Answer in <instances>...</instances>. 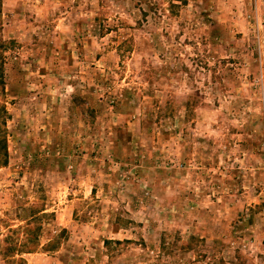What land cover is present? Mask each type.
Returning <instances> with one entry per match:
<instances>
[{"label": "rangeland", "instance_id": "374dc122", "mask_svg": "<svg viewBox=\"0 0 264 264\" xmlns=\"http://www.w3.org/2000/svg\"><path fill=\"white\" fill-rule=\"evenodd\" d=\"M0 18V264H264V0Z\"/></svg>", "mask_w": 264, "mask_h": 264}, {"label": "trees", "instance_id": "16d2710c", "mask_svg": "<svg viewBox=\"0 0 264 264\" xmlns=\"http://www.w3.org/2000/svg\"><path fill=\"white\" fill-rule=\"evenodd\" d=\"M0 9H1V0H0ZM0 30H1V18H0ZM11 46H13V43L11 41L9 42H5L1 39L0 37V94L4 95L6 92L5 87H6V82L4 79V71H3V67L2 64L4 62V52L7 51L8 48H10ZM9 118V114L6 110V108L4 107V105H0V167L6 166L7 165V158H8V154H7V142H6V121ZM44 212V209H39V210H32L31 212V216H36L39 213ZM128 241L125 240L124 242H120V241H106L105 244H117L120 245L122 243H127ZM35 246V244H29L28 242H24L22 248H25V250H21L18 249L17 251L15 250V247H11V249H13L11 252H18L20 254H24V253H31L33 247ZM16 255H11L10 257L12 258V264H26V262H24L21 258H19L18 260H14L13 258Z\"/></svg>", "mask_w": 264, "mask_h": 264}]
</instances>
